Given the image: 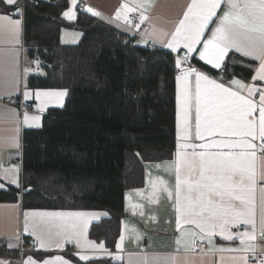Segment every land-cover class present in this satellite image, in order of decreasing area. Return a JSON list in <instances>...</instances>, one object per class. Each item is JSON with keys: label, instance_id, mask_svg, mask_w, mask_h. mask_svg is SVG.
I'll list each match as a JSON object with an SVG mask.
<instances>
[{"label": "trees", "instance_id": "16d2710c", "mask_svg": "<svg viewBox=\"0 0 264 264\" xmlns=\"http://www.w3.org/2000/svg\"><path fill=\"white\" fill-rule=\"evenodd\" d=\"M68 5L24 1V50L40 69L26 77V85L68 95L62 108L44 114L40 129L24 130L23 190L0 191V203L21 201L24 210L104 211L108 217L91 226L89 237L115 251L128 216L126 193L144 187L147 163L175 157L181 66L174 53L136 44L112 20L79 11L75 23L67 22L62 15ZM16 7L21 3L0 2L5 12ZM65 28L80 31L81 41L62 43ZM254 67L228 61L222 71L208 72L228 83L251 79Z\"/></svg>", "mask_w": 264, "mask_h": 264}, {"label": "snow or ice", "instance_id": "6c2138e0", "mask_svg": "<svg viewBox=\"0 0 264 264\" xmlns=\"http://www.w3.org/2000/svg\"><path fill=\"white\" fill-rule=\"evenodd\" d=\"M9 6L15 7L17 0H0ZM224 2L227 11L222 16H217V9ZM77 0H71V7L63 13L69 19L74 16ZM122 7H124L122 5ZM131 10V9H129ZM21 9L16 7L13 15H19ZM87 11L94 16L101 13L91 7ZM217 17L213 21V17ZM116 18H121V13L116 12ZM147 19L141 14V22ZM8 20L14 25H19L20 20H12L7 14H0V21ZM215 23L211 35L203 39L209 25ZM139 27V25H135ZM203 43L199 51L201 60L213 67L221 68L224 57L229 49H235L245 56H253L260 60V67L253 81H264V0H191L171 39L166 41V46L177 50L181 46L187 50L182 58L184 62L189 59V54L197 51V45ZM181 59L176 60V67L180 68ZM39 64V61H36ZM27 72V69L25 70ZM195 74V93L190 90L189 77ZM177 79V160L175 161V187L174 209L176 212V226L179 231L182 225H194L199 230L201 238L211 236L219 230L224 239L232 240L238 236L243 247L233 249L246 255L240 257L243 264H264V251H257V246L251 241L256 239L255 220V188L257 174L254 158L256 157L257 144L264 155V88L255 83L245 84L241 80L233 79L227 84L211 79L197 69L189 67L176 77ZM222 79V78H221ZM184 82L181 95L180 82ZM234 86V87H233ZM259 93V99L254 97ZM25 92V98H28ZM52 93L37 92L36 99L41 103L37 106L43 111L44 100ZM63 96L64 93H56ZM183 110V138L191 139L189 116L195 108V138L204 140L205 137L219 136L221 139H212L207 143H180V111ZM258 112V116L256 113ZM29 120L37 123L39 116L24 114L23 123ZM18 131V129H17ZM228 137L229 139H224ZM13 146L18 147V138H14ZM191 149V151H188ZM197 149H201L197 151ZM217 149V151H209ZM3 179H10L12 184L19 187L18 175L10 176L9 173H18V169H3ZM259 179L264 181V171ZM161 186L153 184V195L156 192L166 193L169 199L173 198V191L161 181ZM262 214L260 220V238L264 239V185L261 186ZM151 200V197H150ZM158 200V198H157ZM24 231L35 238L40 249H60L65 242L75 241L78 248H100L94 241L86 240L88 213L81 212H24ZM239 224L250 225L251 232L231 233L230 227ZM184 235V233H182ZM19 239V236H17ZM123 239V237H121ZM83 240V243H82ZM179 245L181 239H177ZM194 243V241H193ZM14 245L9 244L11 248ZM119 247V245H117ZM79 259L87 261V255H79ZM0 264H10L0 260ZM23 264H41L29 256ZM42 264H71L62 256L47 259Z\"/></svg>", "mask_w": 264, "mask_h": 264}, {"label": "crops", "instance_id": "0c3cea01", "mask_svg": "<svg viewBox=\"0 0 264 264\" xmlns=\"http://www.w3.org/2000/svg\"><path fill=\"white\" fill-rule=\"evenodd\" d=\"M25 1V0H24ZM23 0H17V4L21 3L22 9ZM89 4L95 11L101 13L100 17L108 20H114L129 24L139 25L138 28L143 36H134L135 42L138 45H150L162 48L168 52L174 53L179 49H184L182 46L177 50H172L166 46V41L171 39V33L175 30L179 21L183 19V14L187 10V6L191 0H88ZM68 8L71 7V0H68ZM5 4V3H4ZM16 4V5H17ZM79 0L74 8V16L69 19L62 15L63 19L69 23H75L78 18ZM7 7H13L5 4ZM122 5L124 7H122ZM67 8V10H68ZM131 9V10H129ZM66 10V11H67ZM120 11L121 18H116V12ZM227 6L224 2L217 9V16H222L224 11H227ZM89 13L88 11H86ZM13 12H5L0 8V14L11 16L12 20H20V24L14 25L10 21H0V191H9L10 187L21 190L22 184V138L25 129H40L43 125L44 114L49 109L62 108L65 105L68 92L66 90H36L26 85V77L36 72V62L28 58L24 48V21L19 15H13ZM139 13L147 17L143 22L134 23L129 20L131 14ZM91 14V13H89ZM217 17H213L216 21ZM116 24V22H114ZM215 27V23L209 25V30L205 31L203 39H207L211 35V29ZM82 39V33L74 29H63L61 32V41L66 45L78 44ZM197 51L192 52L194 61L199 66L200 72L204 73L211 79H216L218 82H223L220 79L211 75L208 70L222 71L228 61L238 63H246L254 65L253 76L257 74L261 61L253 56H245L243 53L235 49H229L222 62L221 68L217 69L199 57V51L203 47V43L196 46ZM187 51V50H186ZM27 69V72L24 71ZM184 69H180L177 76ZM252 76V78H253ZM244 80L240 77L233 79L241 80L245 84L255 83L258 87L264 88V81H253V79ZM231 79V80H233ZM195 74L189 77L190 90L195 93ZM230 80V81H231ZM227 84L226 82H223ZM177 79H176V134L178 123V105H177ZM234 87V86H233ZM184 82H180L181 95L183 93ZM50 92L44 100V110H38L40 100L36 99L37 92ZM27 92L28 98H25ZM63 92V96L56 93ZM23 94L24 98L30 102L31 108L26 112L30 117L39 116L40 120L37 123L29 120L28 124L21 120L19 108L11 106L3 102L4 98L18 97ZM254 99H259V93ZM180 128L181 137L180 143H207L212 139H221V137H205L204 140L195 138V108H192L189 116L191 139L185 141L183 138V110L180 111ZM258 116V112L256 113ZM24 117V115H23ZM18 129V131H17ZM14 138H18V147L13 146ZM224 139H229L224 137ZM178 142V136H177ZM257 144L256 157L254 158L255 171L257 174V184L255 188V220H256V239L251 243L257 246V251H264V239L260 238V220L262 214V194L260 188L264 185V181L259 179L260 174L264 171V155L260 153V141H254ZM201 149H197L200 151ZM188 151H191L189 149ZM209 151H217V149H209ZM177 152V151H176ZM177 156L171 161L161 163H147L145 165V185L141 189L130 190L126 193L125 209L127 217L122 222L123 239H119V247L115 251L106 248L103 243L94 241L97 245L103 244V249L100 248H78L75 241L65 242L60 249L51 248L49 250L40 249L38 246L37 252H28L24 255L21 263L17 261L21 241H24L25 248L29 250L30 241L35 239L29 232L24 231V212H81L90 214L87 219V228L84 239L90 240L89 231L93 224L100 222L108 217V213L104 211H68V210H24L21 201L16 203H0V260L8 261L10 264H23L29 256L38 262L47 259H52L55 256H62L69 260L71 264H243L240 257L246 255L240 251H232L243 247L238 236H234L232 240L224 239L219 234V230L215 234L204 236L201 238L198 229L194 225H182L178 231L176 226V212L174 209V187H175V161ZM8 164V165H7ZM18 169V173L10 172L9 175H18L19 187L12 184L10 179H3V169ZM163 181L169 189L173 191V198L169 199L166 193L156 192L153 195V184L158 186ZM21 199V194H18ZM151 197V200H150ZM158 198V200H157ZM231 233L251 232L250 225L239 224L235 227H230ZM184 233V235H182ZM19 236V239H17ZM181 239V243H176L177 239ZM199 239L206 244V252H198L193 248V241ZM83 243V240H82ZM13 247L9 248L8 245ZM79 255H87L90 257L87 261L79 259ZM73 259L77 260L75 262ZM251 264V261H249ZM258 264V263H257Z\"/></svg>", "mask_w": 264, "mask_h": 264}, {"label": "built area", "instance_id": "2783aa9c", "mask_svg": "<svg viewBox=\"0 0 264 264\" xmlns=\"http://www.w3.org/2000/svg\"><path fill=\"white\" fill-rule=\"evenodd\" d=\"M87 7H91L93 8L88 0H79V4H78V9L79 11H87ZM23 15H24V0L22 2V9H21V18H23ZM129 20L134 22V23H137L139 22V20H141V14L139 13H135V14H131L129 16ZM114 22H116L117 25H119L120 27H122L123 29H125L129 34H131L132 36H143V33L138 29L136 28L134 25H129V24H125V23H121V22H118L116 20H114ZM154 47V45H153ZM24 48V47H22ZM187 53L186 50H183V49H179L177 52H174V56L178 59H181V69H184V70H188L189 67L191 68H194V69H197L199 70V66L195 63L194 61V55L192 53L189 54V59L187 62H184L183 61V57L185 56V54ZM25 71V69H24ZM36 72H40V69L39 67L36 68ZM3 102L6 103V104H9L11 106H15L17 108H19L20 110V113H21V120L23 118V115L31 108V104L30 102H28L23 94H21L20 96L18 97H12V98H4L3 99ZM22 157H23V144H22ZM8 165V164H7ZM23 190V187H22V184H21V191ZM1 243V241H0ZM22 241H21V245H22ZM31 244L33 246L34 249H37V243L35 242V240H32L31 241ZM193 248L194 250L198 251V252H206V244L199 240V239H195L194 240V243H193ZM24 253V250L21 248V254ZM258 263V261H257Z\"/></svg>", "mask_w": 264, "mask_h": 264}, {"label": "rangeland", "instance_id": "374dc122", "mask_svg": "<svg viewBox=\"0 0 264 264\" xmlns=\"http://www.w3.org/2000/svg\"><path fill=\"white\" fill-rule=\"evenodd\" d=\"M33 240H35V239H33ZM0 241H1V240H0ZM31 241H32V240H31ZM31 241H30V243H29V244H30V248H29V250L25 248V243H24V241H22L23 243H22V245H21V247H20L19 258L17 259V261H19L20 263H21V261H22L24 255L27 254L28 252L32 253V252H37V251H38V244H37V249H34L33 246H32V244H31ZM21 248L24 250V253H23V254H21Z\"/></svg>", "mask_w": 264, "mask_h": 264}]
</instances>
